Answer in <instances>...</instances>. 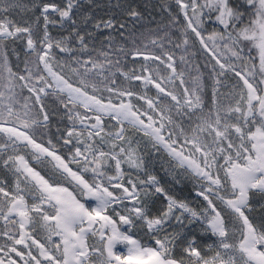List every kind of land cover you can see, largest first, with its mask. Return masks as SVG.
Listing matches in <instances>:
<instances>
[{"label": "snow or ice", "instance_id": "obj_1", "mask_svg": "<svg viewBox=\"0 0 264 264\" xmlns=\"http://www.w3.org/2000/svg\"><path fill=\"white\" fill-rule=\"evenodd\" d=\"M147 9L0 0V264H264V0Z\"/></svg>", "mask_w": 264, "mask_h": 264}, {"label": "rangeland", "instance_id": "obj_2", "mask_svg": "<svg viewBox=\"0 0 264 264\" xmlns=\"http://www.w3.org/2000/svg\"><path fill=\"white\" fill-rule=\"evenodd\" d=\"M148 1H152V0H136V3L140 4V5H148V12H152L153 10V5H155L154 3L148 2ZM153 2H157V0H153ZM95 3L103 6V5H107L110 3H115V0H95ZM156 11H158V9H156ZM155 14V13H153ZM148 17H145V20L147 22Z\"/></svg>", "mask_w": 264, "mask_h": 264}, {"label": "trees", "instance_id": "obj_3", "mask_svg": "<svg viewBox=\"0 0 264 264\" xmlns=\"http://www.w3.org/2000/svg\"><path fill=\"white\" fill-rule=\"evenodd\" d=\"M148 2H151V3H154V4H156L157 2H153V0L152 1H148Z\"/></svg>", "mask_w": 264, "mask_h": 264}]
</instances>
